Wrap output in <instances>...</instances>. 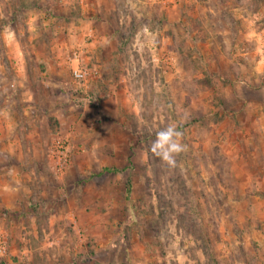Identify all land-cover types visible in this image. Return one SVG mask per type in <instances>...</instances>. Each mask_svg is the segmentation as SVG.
<instances>
[{
	"label": "rangeland",
	"instance_id": "obj_1",
	"mask_svg": "<svg viewBox=\"0 0 264 264\" xmlns=\"http://www.w3.org/2000/svg\"><path fill=\"white\" fill-rule=\"evenodd\" d=\"M0 264H264V0H0Z\"/></svg>",
	"mask_w": 264,
	"mask_h": 264
},
{
	"label": "clouds",
	"instance_id": "obj_2",
	"mask_svg": "<svg viewBox=\"0 0 264 264\" xmlns=\"http://www.w3.org/2000/svg\"><path fill=\"white\" fill-rule=\"evenodd\" d=\"M182 139L183 133L177 127L167 126L156 132L147 151L168 168H175L177 156L187 149Z\"/></svg>",
	"mask_w": 264,
	"mask_h": 264
},
{
	"label": "built area",
	"instance_id": "obj_3",
	"mask_svg": "<svg viewBox=\"0 0 264 264\" xmlns=\"http://www.w3.org/2000/svg\"><path fill=\"white\" fill-rule=\"evenodd\" d=\"M80 1H83V0H80ZM73 56L75 58L76 54L74 53ZM72 74H73L74 79L80 82H85L87 76H92L94 78L98 76V73L96 70L94 71L92 70L88 73L86 70L81 69L79 67H76L75 69H73ZM57 156H58L57 159L60 162L58 165L61 168V165H64L66 162V155H65V151L63 147L60 144L57 145Z\"/></svg>",
	"mask_w": 264,
	"mask_h": 264
},
{
	"label": "crops",
	"instance_id": "obj_4",
	"mask_svg": "<svg viewBox=\"0 0 264 264\" xmlns=\"http://www.w3.org/2000/svg\"><path fill=\"white\" fill-rule=\"evenodd\" d=\"M92 23H94V21L93 20H90L89 21V23L87 24L88 25V27L84 30V32H82V34H81V39H85L86 37H94L95 36V30H94V28H93V26H92ZM93 41V40H92ZM93 44V42H91L90 43V45H92ZM53 48H51V50H52ZM19 54H22V55H24L22 52L21 53H19ZM19 66V65H18ZM21 67V66H20Z\"/></svg>",
	"mask_w": 264,
	"mask_h": 264
},
{
	"label": "trees",
	"instance_id": "obj_5",
	"mask_svg": "<svg viewBox=\"0 0 264 264\" xmlns=\"http://www.w3.org/2000/svg\"><path fill=\"white\" fill-rule=\"evenodd\" d=\"M103 172L106 173H113V172H117V171H113L112 169H108V168H104ZM130 194H131V183L127 182L126 183V189H125V200L128 201L130 199Z\"/></svg>",
	"mask_w": 264,
	"mask_h": 264
}]
</instances>
